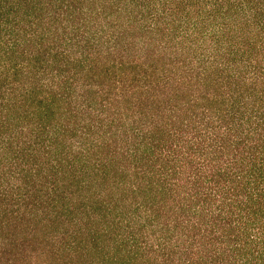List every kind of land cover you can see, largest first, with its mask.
Here are the masks:
<instances>
[{
    "label": "trees",
    "instance_id": "obj_1",
    "mask_svg": "<svg viewBox=\"0 0 264 264\" xmlns=\"http://www.w3.org/2000/svg\"><path fill=\"white\" fill-rule=\"evenodd\" d=\"M0 264H264V0H0Z\"/></svg>",
    "mask_w": 264,
    "mask_h": 264
}]
</instances>
